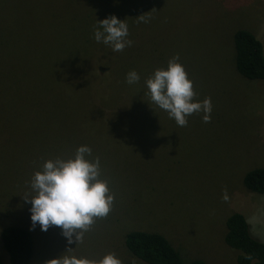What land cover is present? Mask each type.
I'll list each match as a JSON object with an SVG mask.
<instances>
[{
  "label": "rangeland",
  "instance_id": "rangeland-1",
  "mask_svg": "<svg viewBox=\"0 0 264 264\" xmlns=\"http://www.w3.org/2000/svg\"><path fill=\"white\" fill-rule=\"evenodd\" d=\"M113 15L128 25L124 54L94 39L97 22ZM235 27L264 43V1L0 0V233L9 221L30 228L24 199L35 195L33 175L86 145L89 159L99 157L111 210L82 243L37 225L41 256L32 264L65 255L99 262L110 253L146 264L125 248L127 227L162 235L184 264H237L239 252L222 237L232 212L245 214L252 237L264 242V196L241 192L243 173L264 167V149L246 155L247 138H239L243 127L264 133V81L236 73ZM174 56L202 97L194 102L210 98L216 127L201 112L178 126L151 101L146 81ZM130 71L140 76L132 85ZM234 78L249 83L243 95ZM0 260L8 264L1 240Z\"/></svg>",
  "mask_w": 264,
  "mask_h": 264
},
{
  "label": "clouds",
  "instance_id": "clouds-1",
  "mask_svg": "<svg viewBox=\"0 0 264 264\" xmlns=\"http://www.w3.org/2000/svg\"><path fill=\"white\" fill-rule=\"evenodd\" d=\"M143 17L144 15H141L139 18ZM128 36V25L115 15L97 22L94 30L95 41L110 46L112 51L118 54L127 53L126 47H131L132 41ZM178 60L179 57L174 56L168 61L166 69L154 71L146 81L147 94L159 109L166 111L169 118L175 120L178 126H186L187 117L199 112L205 113L203 120L207 123L210 121L212 110L211 100L209 98L202 102H194L193 84ZM98 61L104 64L99 58ZM139 80L140 76L136 71H130L126 75V82L129 85ZM91 155V148L86 145L80 146L73 157L46 161L42 171L33 175L30 188L35 195L24 199L31 205L30 230H34L38 225L44 232L55 226L61 230L67 244L71 245L74 241L77 244L83 242L84 233L89 230L95 218L107 216L114 197L109 194L107 182L99 179L101 174L99 157L89 159ZM224 199L227 200L226 194ZM130 229L127 227L122 230L126 235L134 232ZM51 261L53 264H122L121 260L111 253L99 262L69 255Z\"/></svg>",
  "mask_w": 264,
  "mask_h": 264
},
{
  "label": "trees",
  "instance_id": "trees-1",
  "mask_svg": "<svg viewBox=\"0 0 264 264\" xmlns=\"http://www.w3.org/2000/svg\"><path fill=\"white\" fill-rule=\"evenodd\" d=\"M239 1V0H238ZM264 1V0H263ZM242 5V2H240ZM235 27L232 32L234 54V67L236 73L249 81H264V43L248 30ZM231 32V34H232ZM254 32V31H253ZM232 58V55H231ZM233 72V67H232ZM237 76V75H235ZM110 75L107 77L109 78ZM189 79V78H188ZM237 85L236 94L245 93L249 88V83H241L240 78L233 79ZM86 89L85 87H83ZM88 90V89H86ZM194 92L198 99V91ZM205 113H200L203 119ZM199 121V119H197ZM220 123L219 116L210 117L209 128H214ZM262 134L259 138L254 134L251 127H243L240 130L239 138L247 143L244 144L246 155H254L260 148L264 149V139ZM250 135V137H248ZM252 135V136H251ZM259 147L257 148V146ZM242 153V150H241ZM246 167L242 170L244 171ZM251 169V167H250ZM241 192L250 195L264 196V167L254 168L244 172L241 181ZM254 193V194H253ZM9 214L3 215V220L8 219ZM99 222H96V225ZM226 232L223 234V242L229 248L239 252L236 258L237 264H264V242L250 234V225L247 217L242 212H232L225 220ZM15 222L9 221L2 226L0 240L8 255V264H32L40 258V251H34L33 237L38 241V235L27 228L19 227ZM31 234H30V233ZM42 239V238H41ZM124 245L129 253L146 264H184L180 253L158 233L134 231L125 235ZM41 252H45L44 249ZM0 264H3L0 260ZM123 264H138L130 261ZM191 264H205L204 261L195 259Z\"/></svg>",
  "mask_w": 264,
  "mask_h": 264
}]
</instances>
